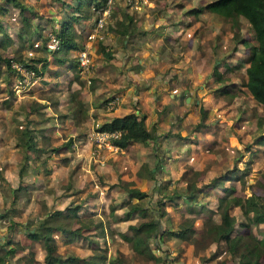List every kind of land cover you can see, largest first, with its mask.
Wrapping results in <instances>:
<instances>
[{
    "label": "crops",
    "instance_id": "0c3cea01",
    "mask_svg": "<svg viewBox=\"0 0 264 264\" xmlns=\"http://www.w3.org/2000/svg\"><path fill=\"white\" fill-rule=\"evenodd\" d=\"M28 1L31 2V0ZM53 1L48 0L50 4ZM74 1H57L61 6L60 12L53 15L47 9L48 13H42L43 32L41 33L40 31L39 33V30L37 32L34 29L32 30V32L37 34L34 41H38L40 46L42 44L45 49V52L42 53V58H46V64L36 81L43 79L44 86L48 87L49 92L56 94V111L60 112L62 121L64 120L62 124H67L65 128H62L64 130L62 134L63 136H67V139L63 138L65 141L60 139L63 143L59 146L60 148L73 151V153L68 155V158L73 156L70 159L69 165L72 167L74 164V169L71 171L73 180H78L79 176H83L84 174L82 170L90 156L91 147L87 133L93 127V122L96 121L100 124L111 116L134 112L138 117L143 116L146 128L152 130L154 135L147 142L131 140L125 146L103 145L109 150L105 151L107 152V156H112L111 162L120 164L119 161L121 160L123 166L129 167L128 165L132 163V160L135 162L132 163L133 172H136V169L142 168L139 174L136 173L135 178L131 177L132 181H134L133 185L139 188H143V185H146L147 188V185L152 184V182L158 186L161 183L165 187L166 184H174L176 179L179 181V184L193 183L195 181H188L185 178L186 175L182 174L185 165L190 166L192 171H195L194 174L198 178V183L201 184L203 182V186H200L201 189L199 191H195L196 196L194 199L188 200L185 197L184 190H173L166 194L167 198H164L165 196L162 195L161 205L164 207V212L159 216L164 217L166 212H172L179 207L178 209L184 217L190 215L194 217L193 235L196 241H188L189 246H194L202 239L207 242L206 247L212 245L211 249H213V245L216 247L218 244H225L221 240H209L203 236L206 227L204 222L208 216L217 222L221 219V215L220 218L215 219L213 217V213L218 212L220 214L218 203L216 209L210 207L205 202L197 201L196 204H199V209L195 205H192V200L196 202L199 194L204 196V199L210 200L209 196L213 192H216V199L218 200L222 196L221 191L224 190V186L229 184L228 182H231L232 179L238 181L242 177L241 175L234 176L231 174L230 178H223L222 182L218 184L206 185L214 176L221 173L219 171L223 166H217V163H223L224 161L222 162V160L226 159L227 152L222 151L221 141L226 134L227 119L222 112L220 103H216L215 105L211 103L213 97L208 90L209 85L212 83L216 86L221 79L216 76L214 78L210 73L209 64H207V55L210 51L201 53L198 49L200 43L202 44L204 41L200 37L201 29L205 25L201 14L206 10L195 14L192 9L195 7V2L198 1V3L203 4L205 0H176L173 3H171L172 0H148L147 3L142 4L138 8L128 7L123 2L114 4L111 12L108 14L109 16L106 18V27L104 26L101 39L93 42V58L96 56V52L101 56L103 53L107 55L98 61L94 70L91 71L93 72L92 83L83 81V76L85 75L79 69L77 52L95 16L93 15L91 5L87 4L86 7L88 9L86 10H77L74 7ZM0 2H3L0 5L7 4L6 6H8V2L10 1L0 0ZM43 2L45 3L47 0ZM10 6L13 9L18 7L14 6L12 2H10ZM65 18L71 19L75 46L69 48L67 51H60L57 55L53 50L55 47H50L49 33L59 30L61 21ZM4 23L6 24L5 21ZM10 36L13 37L11 34ZM42 40L45 45H43ZM202 50L205 49L202 47ZM37 62L42 63V60L37 59ZM36 64L40 66L39 63ZM218 88L215 89L217 90ZM114 95H117L118 102L110 109L107 107L106 101ZM212 110L214 112L217 110V113L210 115ZM50 112L55 114V110H50ZM202 113L203 117H201ZM59 129L60 127L56 128L50 125L48 132L59 137L60 133H57ZM34 147L35 142L33 144ZM63 159H67V156ZM11 162H14V159ZM94 167H96V164ZM66 168L67 165L65 166L64 174H66ZM121 172L124 174V170L118 173L114 172V174L117 177ZM85 174L87 177L89 173ZM123 176L126 179L129 178L127 174ZM6 177L9 178L11 185L14 186L19 180L18 170L14 173L15 178L10 179L8 175ZM170 177L173 178L170 179ZM63 178L61 177L60 179L62 180ZM65 179H67L66 175ZM86 179L88 180L89 177ZM84 181L85 179L81 177L75 187L81 189L83 187L82 182ZM52 182L51 179L48 184H52ZM146 188H144L145 191ZM80 189L78 190L79 195L77 194L78 198L76 197V201H73V204L70 203L71 205L66 204V202L70 196H74L75 194L73 191H68V195L63 193L61 195V203L64 205L61 208L77 206V212L81 217L87 216L92 218V220L98 219L96 215L101 216V212L97 211V207H95L97 204L95 202L99 199V195L95 193L89 194L90 190L83 192ZM116 191V194L122 193L124 196L128 195L130 199H136V201L142 199L131 195L128 189L126 191L122 187ZM0 192L5 193L2 188H0ZM145 193L148 195V191ZM177 196L180 198V201H177L179 200ZM254 196L259 203H263L260 195L254 194ZM187 203L190 204L187 205ZM233 206H238L239 217L237 218L240 219V221L236 220L234 224V232L251 231L255 234L256 232L253 231L252 227V230L248 227V223L257 221L256 217L259 214L256 215L250 211L248 217L244 216L240 206L237 204H232L229 207V213L230 208ZM134 207L145 208L147 205H135ZM119 208L125 211L129 209H126V205L122 203L119 205ZM206 208L214 211L210 213ZM150 209L154 210L155 215H158L157 209L155 210L153 207ZM109 213L112 218L116 217L115 214H118V212L115 213L113 211ZM124 213H119L116 222H132V219L138 217V215L142 218L139 208L133 210L129 218H123ZM202 214H204L201 221L202 225L201 227H196L195 218L200 217ZM233 215L236 219L235 214ZM178 219L172 220L169 215L165 216L164 221L160 222L162 226L161 230L177 228L181 221ZM99 220L103 224L107 222L100 218L96 221ZM24 221L27 222V220ZM2 226L3 224L0 223V231L3 230ZM237 227H242V229L239 228L238 230ZM125 228L126 226H123L119 231H124L126 230ZM85 230V228L81 230L82 236L78 239L74 238L71 241L76 242V245L83 246H76V254L79 253L78 255L80 256L88 257L92 254L95 240L89 238L88 240L91 242H88L87 237L84 238L86 236L84 235L86 234ZM104 230H106L105 226ZM160 237L162 240H155L154 247H152L154 252L159 251L160 247L165 244L168 246L165 242L167 240L176 244L186 242V240L178 236L167 235L166 233L160 234ZM12 239L14 240V238ZM34 242L38 243L37 241ZM29 249V246L25 245L18 247L17 250L22 251L21 254L24 255V252H28ZM232 249L231 246H228L225 250L232 251ZM34 251V257L36 258L34 259L46 264L43 259L44 250L42 247L37 246ZM155 255L159 257V254L155 253ZM161 255L164 260H167L165 255ZM217 255L218 252H213L201 264H234L230 260L217 263L215 260L220 257V255L216 257ZM237 256H239V253ZM157 257L156 259H158Z\"/></svg>",
    "mask_w": 264,
    "mask_h": 264
},
{
    "label": "rangeland",
    "instance_id": "374dc122",
    "mask_svg": "<svg viewBox=\"0 0 264 264\" xmlns=\"http://www.w3.org/2000/svg\"><path fill=\"white\" fill-rule=\"evenodd\" d=\"M43 1L44 0H31V2H29L28 0H22L25 5L23 13L20 12L19 7L15 8L17 11L11 8L10 2H8L6 11L0 12L3 13L0 14V23L2 25V28H0V54L2 56L18 59L28 58L31 62V58L42 57V53L45 52L42 44L41 46L40 44L33 45L34 38L37 35L35 32H37V30H39V32L41 31V33L43 32L41 22L42 13H48L47 9H49L53 15H56L61 10V6L57 1L62 2L63 0H54L51 4L48 0L45 3ZM175 1L176 0H172L171 3ZM117 2L123 1L116 0L114 4H117ZM0 4H3V2H0ZM199 5L201 4L198 3V1L195 2V6ZM83 9L86 10L88 8L85 6ZM204 12L201 14V17L203 21H205L203 22L205 25L201 29L200 36L204 41L202 44L200 43L198 49L201 53L210 51L207 55V64H209L211 75L215 78V76L218 77V72H221L219 77L221 80H217L219 82L216 86L211 83L208 90L213 97L211 103L214 105L220 103L222 112L227 119V125L225 127V129L227 128V130H225L226 134L221 141L222 151L227 152L226 159L222 160V162L224 161L223 163H217V166H223L219 171L221 173L227 172V174L230 175L242 176L238 181L232 179L231 182H228L229 184L227 186L233 185L235 191H228L226 196L236 194L245 197L250 194H257L261 196L262 202L264 203V143L256 144L260 136L264 135V105L257 103L244 85L246 79L245 67L248 64L247 58L251 53L253 45L256 43L254 31L247 18L240 13H234L233 16L226 18L217 12ZM93 15L95 16L94 10ZM108 16L109 15H107V17ZM23 17H27L29 19L28 22H25ZM12 22L14 23L12 24ZM104 26L106 27V24H104ZM33 29L35 32H32ZM3 32L6 34H3ZM10 34L13 37H11ZM42 43L45 45L44 41ZM202 47L205 50H202ZM36 48H38V50H36ZM29 49L33 53L30 58L25 57L28 56ZM95 55L91 71L94 70L96 63L107 54L104 55L103 53L101 56L96 52ZM33 62L41 63L37 61ZM91 71L89 73H83L85 75L83 76V81L88 82L89 78V83H92L93 72ZM42 80L21 86L18 83V74L7 67L3 60H0V188L5 192H0V211L5 210L6 213H9L8 217L0 219V223L3 224V230L0 231V240L2 241L5 236L12 237L16 242L15 245L17 243L18 245H27L33 251V259L26 261L25 259L28 257L23 256V254H21L22 251L16 250L15 254L8 258L6 264H44L41 261L35 260L34 250L37 246L41 247V245L30 240L26 233L23 232L22 229H24L25 226V221L23 222V220H27L28 226L37 227L39 224L38 219L43 217L46 210L63 207L64 204L61 203V195L63 193L68 195V191H73L75 195L70 196L66 204H73V201H76V197L78 198V190L80 189L79 187L76 188L75 185L81 177H83L85 181L82 182L83 187L80 190L83 192L90 190L91 192H89V194L95 193L99 195V199L95 202L97 205L95 206L94 204V206L97 207V211L101 212L100 214L102 217L96 215L98 219L100 218L107 221L105 223L106 230H104L103 233L100 232V227H95L93 223L90 224V220L88 221L87 219L81 222H76L75 220H70L69 222L68 218L62 217L59 222L65 225L70 224L73 227L76 224H85L83 228L86 229V234H84L86 236L84 238L87 237L86 239L88 242H91L88 240L89 238L95 240V246L92 249L94 264H120V262L121 264H201L208 255L215 251L218 252L216 257L220 255V257L215 260L217 263L230 260L234 264H237L238 258H240L237 256L239 249L233 248L232 251L230 250L231 252L227 251L225 249H227L228 246L225 244H218L216 247L213 245V249H211L210 247H212V245L206 247L205 245L207 242L202 240L194 246H189L188 241L176 244L175 242L167 240L165 242L168 246L162 244L163 246L160 247V250L155 251L156 254L165 255L167 260L162 261L156 259L157 261H153L135 252L127 240L121 239L119 229L126 226V230L124 231H129V224H138L143 218L138 215V217H136L137 219H132V222H116L119 213H124L125 211L122 209L120 210L119 205L121 203L126 205V209H130L135 205H147L149 210L151 207L156 210L157 200L163 196L167 198L166 194L173 190H184L186 192V190H188L186 188L188 183L179 184V181L176 179L174 184H166L165 187L161 183L158 186L154 182L148 184L147 188L146 185H143V188L133 185L134 181H132L131 177L135 178L136 173L139 174L142 168L136 169V172H133L132 163L135 162L132 160V163L128 165L129 167L123 166V162L118 159L121 165L117 162H111L112 156H107V152H105L109 151L108 148L103 145L98 146L91 138L93 130L99 125L96 121L93 122V127L87 133L91 143L90 156L82 170L84 174H89L87 177L86 174H83V176H79L78 180H73L71 171L74 169V164L72 167L69 166L70 159H72L71 157L73 156L68 158V155L73 153V151L60 148L59 146L63 143L60 139H67V136H63L62 134L64 131L62 128H65L67 124H62L64 120L62 121L59 114L60 112L56 111V94L49 92L48 87L44 86L45 83H43ZM217 87H219L220 92L215 89ZM221 89H225V91L222 92ZM50 110H55V114L53 112H50V114ZM210 113V115H215L217 110H215V112L212 110ZM94 120L96 119L94 118ZM50 125L51 127H60L57 132L60 133L59 137L48 132ZM25 129L31 131L35 142V147L27 150L24 144L25 135L23 134ZM65 139H63V141H65ZM66 156L67 159H63ZM12 159H14V162H11ZM95 164L96 167H94ZM66 165V174H64ZM20 166L23 167L19 175ZM17 170L19 180L12 186L6 175H8L10 179L15 178L14 173L17 172ZM122 170H124V174L121 172L116 177L114 172L118 173ZM182 172V174L186 175L185 178H187L188 181H195L193 183L198 186L203 184V182L201 184L198 183V178L190 166L185 165ZM125 174L129 177L128 179L124 178L123 175ZM65 175L67 179H65ZM61 177L64 178L61 180ZM88 177L89 179L87 180L86 178ZM167 178L169 177L167 176ZM172 178L173 177H170V179ZM51 179L53 181L52 184H48ZM190 183L192 182H189V184ZM18 185L23 186L17 191L18 197L14 199L15 192L13 188ZM120 187L124 188L126 191L128 187H136L142 192L148 191V195L146 194V196L141 197L142 199L136 201V199H130L128 195L124 196L122 193L116 194V190ZM144 188H146V191ZM221 192L222 195H224L226 191L222 190ZM177 198L179 197L177 196ZM216 198V192H213L211 196H209L210 200L204 199V196L199 194L196 202L192 200V205H195L197 209H199V204H196L197 201L205 202L206 204L208 203L210 207L216 209L218 203ZM177 201H180V198ZM189 204L190 203H187V205ZM159 207L161 209L163 208L162 205ZM178 208L174 209L172 212H166L164 217L155 215V212L151 214V216L157 217L158 222L164 221L167 215H169L172 220H177L179 218L178 220L182 221L184 215H182V212ZM206 209L210 210V208ZM238 210V206H233L230 208V213L235 214L236 220L240 221V219L237 218L239 217ZM110 211L115 213L118 212V214H115L116 217L112 218L109 213ZM204 212L207 213L205 210ZM203 216L204 214L195 218L196 227H201ZM213 217L215 219L218 217L220 218V214L218 212L215 214L213 213ZM242 219L245 220L243 217ZM263 219V215H258L256 217L257 221L248 223V227H250V229L252 227L253 231L256 232L255 234L258 236L264 235ZM157 227L150 236L149 241L152 247H154L155 240H162L160 237L163 231L161 230L162 226L161 228ZM239 228L242 229V227ZM239 228L237 227L238 230ZM54 235L58 246L57 250L60 253L64 255L77 253L75 248L81 245H76V242L74 243L71 241L73 240L71 232L65 233L55 230ZM24 253V255L29 254L28 252ZM99 253L106 254V257L101 260V258L97 256ZM259 260L264 264V254Z\"/></svg>",
    "mask_w": 264,
    "mask_h": 264
},
{
    "label": "trees",
    "instance_id": "16d2710c",
    "mask_svg": "<svg viewBox=\"0 0 264 264\" xmlns=\"http://www.w3.org/2000/svg\"><path fill=\"white\" fill-rule=\"evenodd\" d=\"M18 6L20 12L23 13L25 5L22 0H7ZM105 3V0H75L74 7L77 10H83V8L88 4L92 8H98ZM7 9L6 5H0V12H3ZM94 10V9H93ZM195 14L206 10L211 12H217L223 17L229 18L234 15V13L242 14L249 21L253 31L254 37L256 40L255 45H253L250 55L247 58L248 64L245 67L246 79L244 85L252 95L253 99L264 105V0H206L203 4L195 6L192 9ZM73 17V15H71ZM25 22H28L27 17H23ZM0 28L2 25L0 23ZM40 33V32H39ZM58 38V47H55L53 50L58 55V52L67 51L69 48L75 46L74 40V31L71 25V19L65 18L61 21V27L59 30H54L53 32ZM3 34H6L3 32ZM7 36V35H6ZM33 57V56H32ZM14 57L2 56L0 54V60H3L7 67L12 71L14 68L11 66V59ZM18 59V58H14ZM42 60L40 66H38L33 61ZM22 60V59H21ZM32 62L26 64L30 67H33L36 73L40 74L42 68L46 64V58H31ZM221 72H218V77H220ZM220 92L219 88L217 89ZM225 91V89H221ZM203 113L201 117H203ZM97 128L103 130H118L120 133L117 137L113 138V143L119 146H125L131 140H142L147 142L150 138L153 137V132L150 129H147L143 116L138 117L134 112H128L122 115H114L108 118L106 121L97 125ZM25 139L24 144L27 148H33V135L29 129H25L24 133ZM259 143H264V135H261ZM22 167L20 166L19 175L22 172ZM195 172V171H194ZM231 175L225 173H220L217 176H214L206 185H215L223 178H230ZM21 177V176H20ZM23 185H18L14 187V199L18 197V190ZM187 189L185 192V197L189 199L195 198V191L201 189L200 186L194 183H188L186 185ZM128 191L133 196L141 198L146 195L145 192L140 191L136 187H128ZM224 195L220 196L218 199V210H220L221 219L219 222L212 219L208 216L205 220V230L203 236L209 240H221L226 245L231 246L232 248L239 249V262L238 264H262L259 260L260 257L264 254V236H258L251 231L245 232H234V224L236 219L233 214L229 213L228 209L232 204H237L240 206L244 216L248 217V213L252 211L254 214H259L264 216V203H259L254 194H250L246 197H241L238 195L226 196L228 191H234L233 185L224 186ZM162 204V199L157 200V210L158 215L163 214L164 207L161 209L159 206ZM142 214V219L138 224L132 223L128 225L129 231H120L119 235L122 239L127 240L132 249L143 255L145 258L156 260L157 255L152 250L150 244V236L153 230L157 227V222L154 220L155 216H151L154 213V210L148 209V207H137ZM133 207L128 209L124 213L123 218H129L132 214V211L137 209ZM77 206H66L64 208H55L51 210H46L43 217L39 218V224L37 227L28 226V222L24 223L23 232L32 240L37 241L42 249L44 250L43 259L46 264H94V254L89 255L88 257L80 256L77 254H62L57 250L56 237L54 231L58 230L60 232H71L73 239H78L81 235V230L85 226L77 225L72 227V225L62 224L59 222L62 217L68 218L70 220H75L76 222H81L84 219L90 220V224L93 223L95 227H100V232L104 231L105 224L101 220L93 221L90 217H81L77 212ZM207 210V209H206ZM212 213V210H207ZM150 212V214H149ZM149 214V215H148ZM9 213L0 211V219L3 217H8ZM9 219V218H8ZM193 216H186L180 221L177 228L164 229L162 233L167 235L178 236L186 241H196V238L193 235ZM21 223V222H18ZM72 224V223H71ZM202 241H205L202 239ZM15 241L11 237H4L0 240V264H6V261L9 257L15 254V251L18 247L24 245H15ZM27 246V245H26ZM26 261H30L33 255V251L29 249ZM98 258L106 257V254L99 253ZM159 260H164L162 255L157 257ZM119 261L118 259H116ZM31 264V263H28ZM121 264V262H120ZM123 264V263H122Z\"/></svg>",
    "mask_w": 264,
    "mask_h": 264
},
{
    "label": "built area",
    "instance_id": "2783aa9c",
    "mask_svg": "<svg viewBox=\"0 0 264 264\" xmlns=\"http://www.w3.org/2000/svg\"><path fill=\"white\" fill-rule=\"evenodd\" d=\"M116 0H105V3L98 8H93L95 11V17L93 22L85 34V39L81 44L78 52H77V62L79 69L82 73H89L93 66V42L95 40L101 39L104 30V24L106 22V17L109 14L114 2ZM128 7L138 8L142 4L148 2V0H122ZM50 38V47L54 48L58 45V38L53 32L49 33ZM38 41H34L33 45H38ZM28 56L31 57L33 54L32 51L28 50ZM27 63H30L28 58L25 59H11V66L14 68V71L18 74V83L23 86L26 84H32L35 82L39 74L36 73L33 67L28 66ZM89 81V78H88ZM106 105L108 108H113L114 105L118 102L117 95H114L106 101ZM118 130H103L96 128L93 130L92 133V140L98 145H111L115 146L116 144L113 143V138L119 135Z\"/></svg>",
    "mask_w": 264,
    "mask_h": 264
},
{
    "label": "water",
    "instance_id": "95a60500",
    "mask_svg": "<svg viewBox=\"0 0 264 264\" xmlns=\"http://www.w3.org/2000/svg\"><path fill=\"white\" fill-rule=\"evenodd\" d=\"M154 220L157 222V226H158V227H161V223H160V222H158V218H157V217H155V218H154Z\"/></svg>",
    "mask_w": 264,
    "mask_h": 264
}]
</instances>
